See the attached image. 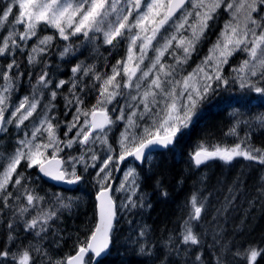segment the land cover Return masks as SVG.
Returning <instances> with one entry per match:
<instances>
[{"label":"snow or ice","instance_id":"obj_1","mask_svg":"<svg viewBox=\"0 0 264 264\" xmlns=\"http://www.w3.org/2000/svg\"><path fill=\"white\" fill-rule=\"evenodd\" d=\"M0 264H264V0H0Z\"/></svg>","mask_w":264,"mask_h":264},{"label":"trees","instance_id":"obj_2","mask_svg":"<svg viewBox=\"0 0 264 264\" xmlns=\"http://www.w3.org/2000/svg\"><path fill=\"white\" fill-rule=\"evenodd\" d=\"M214 118L215 117H210V119H214ZM193 139H195V136H193ZM177 167H179V166H177ZM182 197H183V193L178 192V193L174 194L173 199L178 201V200L182 199ZM167 207L169 208V211H172L174 209V205H172V204H169Z\"/></svg>","mask_w":264,"mask_h":264}]
</instances>
